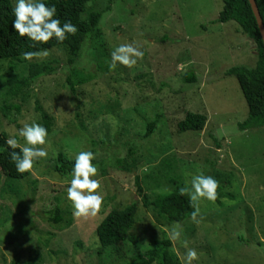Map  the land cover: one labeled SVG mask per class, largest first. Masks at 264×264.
Returning <instances> with one entry per match:
<instances>
[{"label":"rangeland","instance_id":"rangeland-1","mask_svg":"<svg viewBox=\"0 0 264 264\" xmlns=\"http://www.w3.org/2000/svg\"><path fill=\"white\" fill-rule=\"evenodd\" d=\"M10 2L15 8L16 0ZM222 9V0H91L82 18L103 17L74 62L64 46L50 49L46 58H20L13 75L8 62H0L2 82L22 77L30 64L57 63L52 75L15 95L0 88V108H20L11 114L15 124L0 112V134L7 140L25 146L19 129L33 122L43 126L37 103L52 119L46 145L38 146L48 158L19 182L0 172V264H126L161 240L172 243L170 253L181 264L189 249L198 255L192 264H264V128L239 126L248 108L236 78L227 75L234 67L254 68L257 53L236 23H214ZM122 44H133L143 59L131 68H113L111 52ZM185 75L196 83H186ZM187 113L206 117L201 132H178ZM156 115L160 123L144 140ZM129 148L136 151L135 172L112 169L110 162ZM80 151L96 157L103 204L95 217H73L67 199L72 177L56 171L58 154L75 161ZM198 174L218 181L217 199H202L196 220L182 223L144 208L134 185L138 176L153 202L191 187ZM132 203L137 212L127 237L135 242L101 248L96 227L110 211ZM56 206L62 217L57 225L44 216ZM173 230L179 239L171 238Z\"/></svg>","mask_w":264,"mask_h":264},{"label":"trees","instance_id":"trees-1","mask_svg":"<svg viewBox=\"0 0 264 264\" xmlns=\"http://www.w3.org/2000/svg\"><path fill=\"white\" fill-rule=\"evenodd\" d=\"M91 0H44L49 6H55L57 9V17L63 23L70 21L74 24L78 31L74 36H68L63 43H57L55 39L50 40L47 44H37L33 46V42L27 37H19L12 28L14 17V8L10 0H0V62H8L9 75L15 73L14 66L23 53L28 51H43L45 48L53 49L56 47L68 48L72 59L69 63L74 62L78 57L83 41L93 32L99 30V24L103 17L102 13H90L87 18H82L86 12V6ZM223 9L220 12L216 24H226L234 22L240 28L241 32L251 41L254 42L257 53V61L255 67L248 69L245 67H234L227 72V75L234 76L242 92L244 100L248 108V118L240 124L245 130L264 128V45L256 24V20L252 13L248 0H222ZM259 15L264 26V0H255ZM55 61H48L39 64H30L23 69V76L18 78L13 76L9 79L0 81V88L6 92L15 95L21 87H25L29 82L35 81L40 77L50 76L55 72L52 66ZM186 83L195 84L194 77L184 76ZM69 83V82H68ZM35 111L39 113L43 126L48 132L51 130L52 119L43 111L39 104H35ZM1 115L7 121L15 124L11 119V114L18 115L20 108L17 105L10 107H1ZM160 123V116L156 115L153 121L146 125L144 140H147L156 131ZM206 123L204 115L187 113L183 121L177 124L180 133H199L203 130ZM7 137L0 134V172L2 176L12 182H19L29 176L28 173L20 174L16 171L14 162L10 159L12 151L19 152L20 149H11L8 147ZM135 155L136 151L129 148L122 158H116L110 162L112 169L131 173L135 172ZM75 161L66 160L62 154H58L55 160L56 171L59 174L70 175ZM102 175L106 171L101 166ZM175 184L173 179L170 180ZM134 185L138 196L142 200L144 208L149 206L157 210L166 218L169 223H182L185 220L192 219L194 211L192 203L187 195L181 196L180 189L175 188L171 193L158 195L153 202H149L143 192L138 176L134 178ZM137 212V204L132 203L124 209H115L110 211L101 223L95 229V235L101 248L116 247L126 240L135 242L132 238L127 237L128 232L134 225V218ZM48 222L59 224L62 221L60 210L56 206L52 211L44 213ZM172 243L169 240L154 241L151 249L145 253L135 255L126 264H181L170 253ZM24 264H32L26 262Z\"/></svg>","mask_w":264,"mask_h":264},{"label":"clouds","instance_id":"clouds-1","mask_svg":"<svg viewBox=\"0 0 264 264\" xmlns=\"http://www.w3.org/2000/svg\"><path fill=\"white\" fill-rule=\"evenodd\" d=\"M12 28L21 38L37 44H47L55 39L57 43H63L68 36H74L78 29L70 21L63 23L57 17L56 7L49 6L44 0H16L14 8ZM50 49L43 51H28L23 53V59L31 61L33 58H46ZM144 53L133 44H122L111 52L112 67L117 64L131 68L138 60H142ZM73 107V104H69ZM19 136L26 142L21 146L16 138H9L6 143L9 148L20 151H12L10 159L14 162L16 171L20 174L31 172L34 163L48 158L45 147L48 131L39 123L25 124L19 129ZM96 159L92 151H80L75 156V162L71 171V180L67 188V199L71 202L72 215L75 218L95 217L103 204L102 185L98 179V168L93 163ZM191 187L180 188V195L189 197L193 206L192 219L196 220L199 215V202L204 199L215 201L217 199L218 181L212 176L204 174L195 175L190 181ZM180 233L173 230L171 238L179 239ZM198 259L197 252L189 249L185 257V264H192Z\"/></svg>","mask_w":264,"mask_h":264},{"label":"water","instance_id":"water-1","mask_svg":"<svg viewBox=\"0 0 264 264\" xmlns=\"http://www.w3.org/2000/svg\"><path fill=\"white\" fill-rule=\"evenodd\" d=\"M248 2H249V5L251 7L254 18L256 20V24H257V27H258V30H259V33H260V36H261V39H262V42L264 45V26H263L261 17L259 15V11L257 9L255 0H248Z\"/></svg>","mask_w":264,"mask_h":264}]
</instances>
